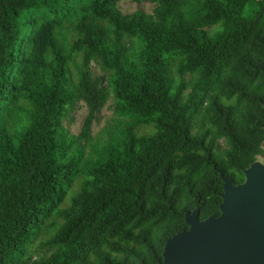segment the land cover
Masks as SVG:
<instances>
[{
  "label": "trees",
  "instance_id": "trees-1",
  "mask_svg": "<svg viewBox=\"0 0 264 264\" xmlns=\"http://www.w3.org/2000/svg\"><path fill=\"white\" fill-rule=\"evenodd\" d=\"M119 1L0 0V264H159L264 155V0Z\"/></svg>",
  "mask_w": 264,
  "mask_h": 264
},
{
  "label": "water",
  "instance_id": "water-1",
  "mask_svg": "<svg viewBox=\"0 0 264 264\" xmlns=\"http://www.w3.org/2000/svg\"><path fill=\"white\" fill-rule=\"evenodd\" d=\"M244 175L239 184L221 175L220 214L199 219L198 209L186 212L188 228L166 239L159 264H264L262 156L244 169Z\"/></svg>",
  "mask_w": 264,
  "mask_h": 264
},
{
  "label": "rangeland",
  "instance_id": "rangeland-1",
  "mask_svg": "<svg viewBox=\"0 0 264 264\" xmlns=\"http://www.w3.org/2000/svg\"><path fill=\"white\" fill-rule=\"evenodd\" d=\"M118 6L124 13H129L134 11L137 8H142L147 12H150L153 8V4L148 1H141L138 2L136 0H120L118 2ZM253 10H251L252 13ZM250 13V10L247 11ZM93 70L95 73H100L99 68L93 64ZM86 115V107L83 105V103H79L78 108H76L72 114L71 117L65 120V125L69 129L71 133H78L80 131L81 124L83 122V119ZM120 119L117 114L114 112L113 105L111 104V101H109L105 107L100 112L99 118L96 120V122L93 125L92 133L95 139L101 141V144L105 142V140L108 138L107 129H113L112 131H115V136L122 135L121 129L123 128V125H117V120ZM115 125V126H114ZM113 126V127H111ZM264 160V155L262 156V161ZM77 188L75 185L72 190L69 192L67 196V202L70 199V196L72 194V191H74ZM65 204V203H64ZM46 238L45 234H40L38 238L34 242V253H38V245L39 242Z\"/></svg>",
  "mask_w": 264,
  "mask_h": 264
}]
</instances>
